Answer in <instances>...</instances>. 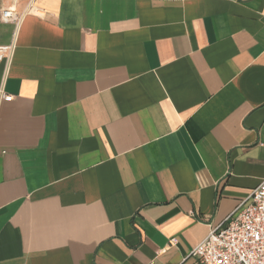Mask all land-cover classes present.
<instances>
[{"label": "crops", "instance_id": "1", "mask_svg": "<svg viewBox=\"0 0 264 264\" xmlns=\"http://www.w3.org/2000/svg\"><path fill=\"white\" fill-rule=\"evenodd\" d=\"M0 46V264H200L264 179V0H0Z\"/></svg>", "mask_w": 264, "mask_h": 264}, {"label": "built area", "instance_id": "2", "mask_svg": "<svg viewBox=\"0 0 264 264\" xmlns=\"http://www.w3.org/2000/svg\"><path fill=\"white\" fill-rule=\"evenodd\" d=\"M1 16L19 23L22 15L8 8ZM11 53L12 46H0V61ZM13 98L0 91V100ZM190 255L200 264H264V179L223 223L211 227Z\"/></svg>", "mask_w": 264, "mask_h": 264}]
</instances>
